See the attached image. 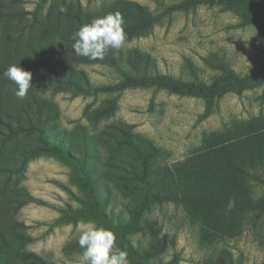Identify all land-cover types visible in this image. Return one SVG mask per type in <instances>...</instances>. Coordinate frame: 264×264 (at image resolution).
<instances>
[{
  "label": "rangeland",
  "instance_id": "obj_1",
  "mask_svg": "<svg viewBox=\"0 0 264 264\" xmlns=\"http://www.w3.org/2000/svg\"><path fill=\"white\" fill-rule=\"evenodd\" d=\"M58 6L143 21L111 49L123 70L137 72L138 49L154 62L149 73L203 85L235 73L242 89L227 85L210 102L155 87L86 95L36 66L33 88L18 99L2 72L26 40L11 52V36L37 9ZM0 12V264H36L33 252L45 264H80L86 221L52 227L59 212L49 205L80 206L75 161L107 201L108 228L141 264H264V0H0ZM80 62L93 85L123 76L105 62ZM42 140L78 159L43 152Z\"/></svg>",
  "mask_w": 264,
  "mask_h": 264
},
{
  "label": "trees",
  "instance_id": "obj_2",
  "mask_svg": "<svg viewBox=\"0 0 264 264\" xmlns=\"http://www.w3.org/2000/svg\"><path fill=\"white\" fill-rule=\"evenodd\" d=\"M137 10L142 13L141 15H146V13L142 12L139 7ZM44 11L45 9H37L32 20L24 27L18 28L16 34L11 36L13 41L11 52H13V50H18L17 48L20 45V40L23 38L26 40L24 52L15 62V65H20L27 71H29V69L34 70L36 66H40V68L43 69L41 76L47 81L57 85L66 84L67 89H72L74 93L92 95L99 91H118L133 87H155L157 89L167 90L174 94L199 96L204 98L207 102H210L213 97H219L222 95L226 91L227 85L237 90L242 89V80L235 73H232V78H225L224 76L217 78L212 85H203L192 81H185L158 72L149 73V65H154V62L148 53L138 49H134L132 52L135 61L130 63L132 64V67L137 70V72L134 71V73L121 68L120 62L123 60L122 55L115 56L111 49L106 51L102 61H92L87 57L78 56L72 47L74 43L72 38L73 33L83 24L89 23L93 18L113 12L112 8H107L106 10L99 12H91L84 11L79 7L72 10L70 8H65L64 6H58L57 8L47 9V12ZM0 14L3 15L2 12H0ZM142 23L143 21L136 23L124 21L126 34L129 33L130 30L138 28ZM126 60H129L128 56ZM26 61L28 62V66ZM79 61H81L80 63L105 62L111 66L117 67L123 76L120 80L112 84L93 85L87 74L83 70H78L76 68L75 63ZM7 68H5L2 73H5ZM36 77L38 76L32 75L31 88H33L34 80L37 79ZM231 80L234 82L232 83ZM31 93L34 94L33 92ZM24 111L26 114L27 108H24ZM44 141L42 140L43 144L40 147L43 152L61 154L72 160L78 159V154H71L68 151V148H55L52 144H46ZM63 142L66 145L68 144V141L63 140ZM59 143L61 142L59 141ZM81 153L83 156L87 154L84 150H81ZM72 168L76 179L80 182L79 185L80 189L84 192V198L79 200L80 206L78 207L66 204L61 208L60 206L57 207L53 204H49L59 212V216L52 222V224H74L80 220L94 221L96 225H102L104 228L109 229L107 224L110 223L111 219L105 211L107 201L105 199H100L97 187L95 186V180L92 178L90 172L87 173L86 169L81 168L78 161H75ZM27 200L48 205L47 202H44L40 198L31 194H27ZM245 203L249 205V203L251 204V200L247 199ZM13 226V224L9 225L10 228H13ZM28 238L30 239L31 237L28 236ZM120 243L116 240V246L123 249V246ZM32 254L40 259L39 261V259L34 256L36 258V264H45L42 257L34 252ZM127 254L130 264H141L138 260L137 253H134L133 249L130 248V250L127 251ZM24 264L29 263L26 261Z\"/></svg>",
  "mask_w": 264,
  "mask_h": 264
},
{
  "label": "clouds",
  "instance_id": "obj_3",
  "mask_svg": "<svg viewBox=\"0 0 264 264\" xmlns=\"http://www.w3.org/2000/svg\"><path fill=\"white\" fill-rule=\"evenodd\" d=\"M72 38V47L78 56L102 61L107 50H119L126 42L123 16L119 11L97 16L83 24ZM4 75L15 84L14 95L23 99L32 86L31 71L24 70L20 65H10ZM235 206V198H229L227 211ZM78 230V244L82 249L80 264H130L127 251L116 246L113 230L97 227L94 221L84 222Z\"/></svg>",
  "mask_w": 264,
  "mask_h": 264
},
{
  "label": "crops",
  "instance_id": "obj_4",
  "mask_svg": "<svg viewBox=\"0 0 264 264\" xmlns=\"http://www.w3.org/2000/svg\"><path fill=\"white\" fill-rule=\"evenodd\" d=\"M57 211H58V210H57ZM58 216H59V215H58ZM58 216H57V217H58ZM57 217H56V218H57ZM53 221H54V220H53ZM53 221H52V222H53ZM52 222H50V225H52V227H53V226H58V225H56V224H52ZM65 224H73V223H65ZM60 225H63V224H60Z\"/></svg>",
  "mask_w": 264,
  "mask_h": 264
}]
</instances>
